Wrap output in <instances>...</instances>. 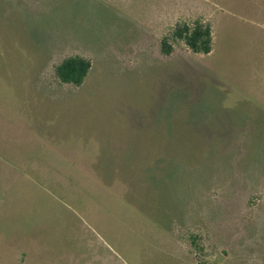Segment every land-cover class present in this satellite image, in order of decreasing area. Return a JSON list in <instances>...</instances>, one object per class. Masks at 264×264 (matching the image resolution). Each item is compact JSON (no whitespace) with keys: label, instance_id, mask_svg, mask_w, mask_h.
<instances>
[{"label":"rangeland","instance_id":"rangeland-1","mask_svg":"<svg viewBox=\"0 0 264 264\" xmlns=\"http://www.w3.org/2000/svg\"><path fill=\"white\" fill-rule=\"evenodd\" d=\"M0 264H264V0H0Z\"/></svg>","mask_w":264,"mask_h":264},{"label":"trees","instance_id":"trees-1","mask_svg":"<svg viewBox=\"0 0 264 264\" xmlns=\"http://www.w3.org/2000/svg\"><path fill=\"white\" fill-rule=\"evenodd\" d=\"M182 42L194 54L207 55L211 51L212 31L209 23L202 20L177 23L160 41V52L169 56L173 52V43ZM90 61L71 56L63 59L55 68V76L59 82L79 87L87 77Z\"/></svg>","mask_w":264,"mask_h":264}]
</instances>
